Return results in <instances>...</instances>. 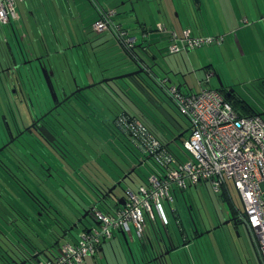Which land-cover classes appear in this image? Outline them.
Returning a JSON list of instances; mask_svg holds the SVG:
<instances>
[{
  "label": "rangeland",
  "instance_id": "rangeland-1",
  "mask_svg": "<svg viewBox=\"0 0 264 264\" xmlns=\"http://www.w3.org/2000/svg\"><path fill=\"white\" fill-rule=\"evenodd\" d=\"M71 1L72 2L70 3L69 0H42L40 6H37L36 2L31 0L28 4L29 6H26L27 11H30L31 19H21L20 23L16 22L15 24L19 37H21L25 31H30L32 34L35 33L37 36L34 37H38L40 42L36 45L43 52L44 41L47 44L51 41L50 37H53V35H51V21H53L55 25L59 24L60 27L67 29L69 36H71V32L73 36L71 39L75 42H78L81 39V41H88L89 47L94 45V50L91 46V52L89 53H91L92 58L90 57L88 62L86 60L83 61L82 58L77 55L78 53L73 54L68 52V61L71 68L74 70L75 77L77 76L78 79L77 82H75L69 75V69L63 70L64 67H61L62 76L60 77V80H62V85L66 90L70 91L77 83L82 84V86L93 83L103 79L104 75L109 77V75L117 74V72L126 73L129 72L128 70L130 69L131 71L136 70L138 67L137 64L121 50L114 34L107 30L99 32L95 29L94 24L99 19L100 15L97 14L93 2L91 0ZM124 1L126 0H102L107 8H117L118 14H114V16L118 22H121L126 26H134L136 23L135 17H133L134 19H131L130 16H125V13L127 12H123V9H125L124 7L127 6V9L131 8L128 2L123 4ZM193 1L196 2L197 0ZM184 2L185 0H143L142 2H139L136 7L141 19L146 20L152 33H158L157 24L159 21L165 23L169 29L175 28L177 31L181 32L183 30L181 22L185 23L189 14V10ZM159 5L163 7V12H161V14H159V11L156 8V6ZM66 6L71 10V6H74L76 13L72 11L71 15H68ZM203 6L204 10L202 13L198 14V16L202 17L203 22L207 24V31H210V33L206 34L215 35L214 33H217L218 31L221 32L218 34L225 35V39L221 44L203 45L196 49L171 53L169 47L168 50L166 47L168 45L167 39H164L159 41V44H161L160 49H157L155 46L157 50L156 59L151 56L148 57V55L145 54V52H142V50H140V53L148 61V64L153 66V71L158 77L161 79H172V81L168 80V86L181 84L185 92L191 90L196 92L203 86L219 88L220 81L222 80L224 84L232 87L237 97L256 107L259 112H263L264 1L210 0L209 4L204 3ZM177 11L180 13L179 17L176 16ZM27 15H29V13H26L25 17H27ZM179 18L181 19V22ZM47 23L48 26L46 25ZM20 25H22V29L20 28ZM57 29L58 27L56 30ZM134 34L137 35L139 41H141L140 34ZM61 37L63 38V35ZM32 38L33 37L29 36L25 40L23 39V46L26 48L31 47L28 44ZM7 40L12 43L17 41V39L15 41L14 31L10 24H0V44H6ZM73 40L71 41L73 42ZM63 42L67 44L68 41L63 40ZM47 46L51 48L53 47L52 44ZM78 64L80 66H78ZM215 70L216 73L220 75L221 79L216 74H211ZM207 74H211L209 82H206ZM54 80L57 82L58 79ZM67 80H69V85ZM200 82H202L203 85H201ZM43 91H46V89H43ZM84 91L88 93L91 92V89H86ZM159 93L161 106L158 105L149 94L147 95H149L151 100L142 91L136 92L134 89L131 91V94L134 96H138V94L142 95L140 99L138 97L135 98L140 100L144 111L148 115L147 117H149L151 121L154 120L159 122L164 120L167 123H170L176 131L179 130L178 135H181L184 130L190 128L188 118L179 111L176 104L168 96L169 94H166L160 88ZM39 96L40 101L43 103H45V98L46 100H51V97L48 95L44 94L43 97V95L40 94ZM35 104L37 106L39 105L38 99H35ZM174 122H177V125H181L183 129L181 130V128L178 127L177 130ZM74 132L75 130H73V133ZM190 134L191 129L180 137L177 135L178 139L170 143L171 149L175 152L181 151L187 154L188 157L189 152L184 148V140ZM83 142L85 143L84 140ZM117 142L122 146L120 140H117ZM126 152L131 155L132 160H136L137 157H134L133 153H130V151ZM139 155H141V158L143 159L146 156L140 152ZM152 165L153 164L149 161L142 162L141 169L139 170L140 174L136 176V180L132 182L128 179L126 183L117 188L116 194L124 196L126 189L129 186L137 189L139 187L141 176L145 177L152 173ZM31 179L33 178L31 177ZM0 180H2V177ZM6 181L7 180H5V182ZM7 182L9 183V181ZM10 185L12 187L11 191L16 190L11 183ZM226 192L231 199H233L237 212L239 213V211L243 210L244 204L240 193L232 183H230L229 190L227 189ZM224 197V192H216L211 183H200L190 187L184 196L179 195L178 199L170 203L171 205L166 201V210L171 214V207L176 208L178 210L177 215L181 217L184 223L191 228L192 226L194 227L196 223L199 229L206 230V232L211 227L221 224V227L214 229L210 233H206L198 240L192 241L191 247L188 249L189 253H191L193 248L196 249L197 246H200L199 251L201 254L199 253V257L204 261L202 256H204V252L208 246L219 249L218 246L222 244L219 240L226 233L235 237L233 241L242 248V254L243 252L247 253L249 250L254 264H258V258L257 255L255 256L254 254L252 240L246 224L234 221L228 222L232 217V213L229 204ZM26 198L28 199V197ZM188 205H191L192 208H189ZM191 211L193 212V215H191ZM194 221L196 222L194 223ZM85 223L87 225H93L96 223L93 214L92 216L87 217ZM84 225L85 224L81 223L78 228L74 229L73 234L78 235V233L84 229ZM174 228L178 230L177 223L173 218V224H170L169 229L173 233L175 241L178 242V236L176 235ZM16 232L15 228L0 218L1 239L4 238L6 240L9 237L10 240H17L19 239V236ZM4 236H7V238ZM129 238L131 245L134 249H137L141 242L139 236L134 233L133 236H129ZM128 249L127 241L123 236L119 235L105 243L104 251H99L94 256L89 255L87 261L80 264H129ZM180 249L181 248L173 250V254H179L178 251ZM40 257L46 259L44 253L41 254ZM243 259L247 260L244 255Z\"/></svg>",
  "mask_w": 264,
  "mask_h": 264
},
{
  "label": "trees",
  "instance_id": "trees-1",
  "mask_svg": "<svg viewBox=\"0 0 264 264\" xmlns=\"http://www.w3.org/2000/svg\"><path fill=\"white\" fill-rule=\"evenodd\" d=\"M10 25L15 26L14 23ZM138 45L131 51L123 48L127 56L135 62L137 56H142L140 51L137 50ZM141 45L143 44L141 43ZM145 54L148 57L152 56L148 50L145 51ZM145 62L148 63L146 59ZM58 67H61V65L56 64L54 68L57 70L56 77L60 79L61 73ZM71 69L70 67L69 71ZM128 71H131V69ZM120 73L122 74L123 72H117V74L109 76H115ZM103 77L107 76L104 75ZM166 87H168L167 83H162L161 79L146 70L128 78L97 85L91 88V92H88V97L84 101L74 100L69 104L75 108V115L70 123L72 126H70L76 133L72 131L75 138L68 148L73 150L74 154L72 155L75 156L76 154L77 157L62 160L61 156H65V152L60 151L58 156L52 152L49 156L47 152L37 145L33 179L31 177L20 178L18 186L13 185L10 182L11 180L9 183L5 182L6 179L1 180V185L5 188L0 191V218L15 228L19 239L10 240L8 237V239L2 238V240V235L0 234V264L7 260L8 257L6 253L8 249H5V247L20 251L30 249L29 256L36 258L33 264L44 259L40 257L43 252L48 259H53L64 242L76 241L82 231L90 229L92 225L85 223L87 218L83 220L84 229L78 235H74V229H71V226L86 210H90V215L93 214L97 221L94 212L95 207L110 211L113 207L122 205V203L110 197L109 188L117 183L118 180L123 179L126 172L128 174L123 180L125 181L124 183L128 179L132 182L136 180V176L140 174L139 170L142 162L149 161L153 164L152 173L162 169L161 164L151 154L144 152L138 145V140L122 127L119 121L120 116L126 115L131 119L137 118L141 120L149 132L160 140L163 147L172 152L179 160H186L189 157V154L188 157L186 154L187 158L182 159L181 151L175 152L170 147V143L177 140L178 127L181 128V126L174 123L178 130L176 131L170 123L164 120L159 122L151 121L147 117L148 115L144 111L140 100L135 98L138 97L140 99L142 95L134 96L131 94L133 89L136 92L142 91L148 98L150 95L160 105L159 88L169 94ZM218 89L223 92L221 88ZM127 94L128 98L126 97ZM223 94L242 114H257L259 112L256 107L237 97L235 91H232L229 95L225 92ZM262 94H264V90ZM168 96L170 97V95ZM171 100L173 101L172 98ZM262 117L264 118V116ZM171 119L173 121L172 116ZM117 140L121 141L122 146ZM126 151L133 153L134 157H137L136 160H132L131 155ZM139 152L146 155L144 159L141 158ZM129 169L131 170L130 172L127 171ZM151 174L145 177L141 176L139 185L148 184ZM10 183L16 190L11 191ZM188 189L176 193V199H178L179 195L184 196ZM227 189L229 190V186H224L222 190L225 195L224 198L229 204L231 213L236 215L238 212L233 199L226 192ZM124 196L126 198V193ZM188 206L192 208L191 205ZM33 210L36 211L32 216L31 212ZM39 211H42L43 214L39 215ZM166 212L168 224L160 222L159 218L155 220L147 218L145 235L140 239L141 242L137 249H134L131 245L129 236L125 235L126 238H124L125 240L127 239L129 247V264H194L187 249L182 250L177 255L173 254V250L200 239L207 233L206 230L199 229L200 232H204L200 236L199 231L195 230V226L191 228L183 222L181 217L177 215L178 210L176 208L171 207V214L168 210ZM190 213L193 215L192 211ZM173 218L177 223L178 230L174 229L178 236V242L175 241L173 233L169 229L170 224H173ZM195 225L198 227L196 223ZM210 229L211 231L214 230L213 227ZM65 233L67 234L65 235ZM224 236H226V233ZM4 237L7 238V236ZM106 242L102 243L94 255L100 251ZM199 248L200 246H197L196 249L193 248L191 250L195 259L197 253H200ZM168 249H170V253L165 254ZM36 253H39L40 259L34 256ZM203 262L200 257L199 263L203 264ZM15 264H19L18 261Z\"/></svg>",
  "mask_w": 264,
  "mask_h": 264
},
{
  "label": "built area",
  "instance_id": "built-area-1",
  "mask_svg": "<svg viewBox=\"0 0 264 264\" xmlns=\"http://www.w3.org/2000/svg\"><path fill=\"white\" fill-rule=\"evenodd\" d=\"M25 0H0V24H11L21 17L18 4ZM115 10L103 11L94 27L110 31L128 51L138 44L137 35L114 22ZM157 28L169 31L171 53L196 49L203 45L221 44L224 34H194L192 29H169L163 22ZM208 80V79H207ZM167 83V79L162 80ZM179 111L188 118L191 134L184 140L189 152L179 160L165 149L141 120L122 115V127L131 133L141 149L151 154L162 169L149 176L148 184L126 189V202L110 211L94 209L99 223L84 230L76 241H66L53 259L35 264H80L94 255L103 242L119 232L126 236L145 235L147 218H159L168 224L166 201L176 200V193L200 183H211L216 192L232 183L242 198L248 227L257 239L264 264V118L258 114H242L218 88L203 86L196 92H184L180 85L167 87Z\"/></svg>",
  "mask_w": 264,
  "mask_h": 264
},
{
  "label": "flooded vegetation",
  "instance_id": "flooded-vegetation-1",
  "mask_svg": "<svg viewBox=\"0 0 264 264\" xmlns=\"http://www.w3.org/2000/svg\"><path fill=\"white\" fill-rule=\"evenodd\" d=\"M6 42V44H0V178L2 177L7 181L11 180L10 182L13 185L18 186L20 178H30L35 174L37 145L49 156L52 152L57 156L60 151L65 152V156H61L62 160L77 157L76 154L75 156L72 155L74 151L68 148L75 138L72 133L74 129L71 128L72 125L70 124L75 115V108L69 104L74 100L84 101L88 97V93L86 91L79 92L62 105L52 109L74 90L81 87L82 84L77 83L73 89L67 91L62 85V80L53 74L52 78L58 94V99L54 100L42 71V65L37 58L41 57L43 66H47L49 69L54 68L52 67L55 64L54 60L44 57V55L32 57L17 42L12 43L8 40ZM80 43L70 41L67 45L69 52L72 53L75 51V47L82 45L81 47H84L81 50L83 57L89 59L91 46L94 50V45L89 47L86 40ZM78 51L80 50L78 49ZM68 55V50H66L63 54V62H61V66L65 70L71 67ZM70 75L77 82V76ZM54 79H58V83ZM67 83L69 85V80H67ZM43 89H46V91H43ZM221 89L226 94H231V91H234L231 86L226 84ZM40 94L43 97L44 94L50 96L51 100L45 98V103L41 102ZM126 97L128 98V94ZM35 99L39 100L38 106L35 104ZM47 133H50L51 137ZM52 136H54L53 139ZM127 171L130 172L131 170ZM127 174L128 172L124 176ZM124 182H122V185ZM1 183L2 181L0 182V191L5 188ZM110 197L113 199L111 195ZM35 211L31 212L32 216ZM42 214L43 212L39 211V215ZM5 249H8L6 252L8 257L1 264H15L16 261L19 264H24V261H26V264H33L36 261V258L29 256L30 249L21 251L7 247Z\"/></svg>",
  "mask_w": 264,
  "mask_h": 264
},
{
  "label": "crops",
  "instance_id": "crops-1",
  "mask_svg": "<svg viewBox=\"0 0 264 264\" xmlns=\"http://www.w3.org/2000/svg\"><path fill=\"white\" fill-rule=\"evenodd\" d=\"M30 1L31 0H25V1L20 2L18 4L19 5L18 9L20 11L21 17L18 21L13 22L14 25L16 24V22L20 23L21 19H25V18L31 19L30 11H27V9H26V6L29 4ZM32 1L36 2L37 6H40V3L42 0H32ZM49 1H54V0H49ZM69 1H70V3L72 2L71 0H69ZM91 1L95 5V10L97 11L98 15H100L103 11H108V10H115V14H118L117 8H111V9L107 8L105 3L102 2V0H91ZM142 1L143 0H126L123 2V4H126L128 2V4H130V6H131L130 9H127V6L124 7L125 9H123L124 10L123 12H127V13H125V16H130L131 19H134L133 17H135L136 23L134 26H126L125 24L118 22L115 19V16H113V19H114V22L116 24H119V25L123 26L124 28L129 29L131 34H133V35H135L134 33L140 34L141 41H139V45L137 47V50L138 51L142 50V52H145L146 50H148L152 54L151 57L156 59L157 58L156 48L160 49V45H161V44H159V41L167 39L168 45L166 47L168 50V47H169L170 43L172 42V39H171L170 32H165V31L159 30L158 28H157L158 33H152L151 32L150 28L148 27L146 20H142L140 15L138 14L139 11H138L136 6L139 2H142ZM254 1H256V0H254ZM209 2H210V0H197L196 2L193 0H187V1L185 0L184 3H185V6L187 7V9L189 10V14L187 16V20L185 21V23L181 22V19L179 18L183 28L192 29V32L194 34L210 33V31H207V28H208L207 24L203 22L202 17L198 16V14L202 13L204 10L203 4L204 3L209 4ZM192 3H194V4H192ZM71 7H72V10L67 8V6H66V10H67L68 15H71L72 11L75 12L74 6H71ZM156 8L159 11V14H161V12H163V7L161 5L156 6ZM156 8H155V10H156ZM26 13H29V15H27V17H25ZM176 16H178V17L180 16V13L178 11L176 13ZM162 19H163V17H162ZM159 22H161V21H159ZM50 24H51V28H52L51 29L52 30L51 35H53V37H50L51 41H49V43H47V44L44 41V43H43L44 52L41 51L37 46L38 43H40V42H39L38 37H34V36H37L35 33L32 34V33H30V31H25L24 34L22 36L20 35L21 37H19L16 26H12V25H10V26L12 27V29L14 31L15 41L17 39L16 42L19 44V46H23V39L25 40L29 36L33 37L28 44L29 46H31V47H28L29 49L23 46L25 48L26 52H28L32 57H36L38 55H44V57H46V55L48 53H51L50 57L54 60V62L56 61L55 63L61 65L62 64L61 62H63L62 60L64 57L63 54L65 53L66 50H68V52H69L67 45L71 40H73V39H71V37L73 38V36H72L71 32H70L71 36H69V32L67 31V29L60 27L59 24L55 25L53 21H51ZM46 25L48 26V23ZM57 27H58V29L56 30ZM20 28L21 29L23 28L22 25H20ZM218 33H221V32L218 31L217 33H214V34H218ZM76 34H78V33H76ZM62 35H63V38L61 37ZM41 39H43V38H41ZM63 40L68 41L67 44H65L63 42ZM80 42H83V41H81V39L78 42H75L73 40V43L81 44ZM141 43L143 45H141ZM50 44H52V46H53L52 48L47 46V45L50 46ZM81 46L82 45H78V47H75L74 53H78L77 55L80 56L83 61L86 60L88 62L89 59H87L86 57H83V53L81 50L84 49V47H81ZM119 46H120L121 50L123 51V47L121 46L120 43H119ZM141 46H143V47H141ZM155 46H156V48H155ZM77 48L80 51H78ZM90 57L92 58L91 55H90ZM141 63H142V61H141ZM142 64L144 66H146L144 63H142ZM78 66H80V65L78 64ZM61 67H63V66H61ZM61 67H59L60 73H61ZM56 71L57 70H55V73H54L55 75L57 74ZM215 71L212 72L211 74L215 73ZM70 74L75 75L74 70H71ZM211 74H207L206 82H209ZM165 79H168V78H165ZM165 79H163V80H165ZM162 83H163V81H162ZM200 84L203 85L202 82H200ZM179 85H180L182 91H184L182 85L181 84H179ZM186 92H194V91L191 90V91H186ZM174 123L177 124V122H174ZM179 126H181V125H179ZM181 128H182V126H181ZM180 155H181L182 159L186 158V154L180 152ZM247 229H248V232H249L251 240H252V247H253L254 254H255V256L257 255V258H258L257 262H258V264H263V260L261 258L260 252H259L256 236L254 235V233L251 231V229L249 227H247ZM119 235L124 237L123 233H119L117 236H119ZM234 238H235L234 236L226 234V236H223L219 240V242H222V244H224V245L221 244L220 246H218L219 249L212 248L211 246L210 247L208 246V248L204 252L203 264H254L249 250L247 251V253L243 252V254H242V252H241L242 248H240L237 244L234 243V241H233ZM191 244H192V242L188 245L182 246L181 249L178 251V253H180L184 249H187V250L190 249L189 247H191ZM104 246H105V244H104ZM104 246L100 249V251H104ZM225 249L227 250V252ZM190 254H191V258L193 259L194 264L199 263V260H200L199 252L197 253V255L195 254L196 259L198 261L197 263H196L195 257L192 256V252ZM243 255L247 258V260L243 259ZM86 261H87V259H86Z\"/></svg>",
  "mask_w": 264,
  "mask_h": 264
},
{
  "label": "water",
  "instance_id": "water-1",
  "mask_svg": "<svg viewBox=\"0 0 264 264\" xmlns=\"http://www.w3.org/2000/svg\"><path fill=\"white\" fill-rule=\"evenodd\" d=\"M73 54L74 51L72 52ZM51 53H48L46 55L47 58H51ZM52 59V58H51ZM37 60L40 62V64L42 65V71L45 75V78L47 80V83L49 85V88L50 90L52 91V96H53V99L56 100L58 99V94L55 90V86H54V81H53V74L55 73V68H51L49 69L47 66H43L42 64V58L41 57H38ZM144 63L146 66H144L142 63ZM57 63L53 64L52 67H55ZM136 64L138 66V68L136 70H133V71H129V72H126V73H122V74H119V75H115V76H109V77H104L103 79H100L98 81H95L93 83H90V84H87V85H84V86H81V87H78L76 90H74L71 94H69L67 97H65L59 104L55 105L52 109H55L57 108L58 106L62 105L63 103H65L70 97H72L73 95L79 93V92H82L86 89H91L97 85H100V84H103V83H106V82H111V81H116L118 79H123V78H128V77H131V76H134V75H137L139 73H142V72H145L146 70H148L151 74H153L154 76H156L158 79H161L160 77H158L155 72L153 71V66H150L148 63L145 62V58L142 57V56H137V60H136ZM60 65V64H59ZM149 65V66H148ZM213 74H216L219 78H220V75L218 73H213ZM221 79V78H220ZM163 80V79H161ZM168 80L169 81H172L171 78H168L167 79V84H168ZM76 81V79H75ZM224 86V82L221 80L220 81V86L219 88H222ZM232 92V91H231ZM229 95V94H228ZM258 115L260 116H264V111L263 112H258L257 113ZM190 128H187L186 130H184L180 136H182L183 134H185L187 131H189ZM50 133H47V135L49 137H51V135H49ZM178 136V137H180ZM54 136H52V139H53ZM177 137V139H178ZM1 150V149H0ZM127 176V175H126ZM126 176L123 177V179H120L117 181V183H115L111 188H109V193L111 194V196L116 199L117 201H119L120 203L124 204L125 201H126V198L125 196H119L116 194L115 190L118 188V187H121L122 186V182L123 180H125ZM246 215V210H245V207L243 208V210L239 211V213H237L236 215L232 214V217L229 221H234V222H237V223H241V224H246L247 226V223H246V220L244 218V216ZM88 216H92L90 215V210H86L83 215L78 218V220L71 226V229H75L79 226L80 223H83V220L85 218H87ZM96 223H99V221H96ZM221 224L213 227L214 229L220 227ZM248 227V226H247ZM89 230V229H88ZM195 230L196 231H199V228L196 227L195 225ZM211 229L207 230V233H210ZM67 233H65L66 235ZM124 234V233H123ZM204 234V232H200L199 231V235L202 236ZM124 237L126 238L125 234H124ZM127 241V239H126ZM185 244V243H184ZM44 253V252H43ZM170 253V249L166 250L165 251V254H169ZM45 254V253H44ZM34 256L38 257L39 258V253H36L34 254ZM47 257V255H46ZM48 258V257H47ZM40 259V258H39ZM24 264H26V261L23 262Z\"/></svg>",
  "mask_w": 264,
  "mask_h": 264
}]
</instances>
